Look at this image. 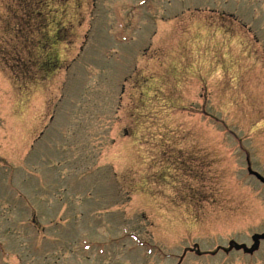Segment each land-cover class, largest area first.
Here are the masks:
<instances>
[{
  "label": "rangeland",
  "instance_id": "1",
  "mask_svg": "<svg viewBox=\"0 0 264 264\" xmlns=\"http://www.w3.org/2000/svg\"><path fill=\"white\" fill-rule=\"evenodd\" d=\"M264 0H0V264H264Z\"/></svg>",
  "mask_w": 264,
  "mask_h": 264
},
{
  "label": "water",
  "instance_id": "2",
  "mask_svg": "<svg viewBox=\"0 0 264 264\" xmlns=\"http://www.w3.org/2000/svg\"><path fill=\"white\" fill-rule=\"evenodd\" d=\"M255 175L261 182L264 183V178L261 175H259L257 173H255ZM253 240H254V246L251 249H249L246 245H239L236 243L234 244V247L236 250H244V252H246V253H253L254 251L259 249L260 241L264 240V234L255 235L253 237Z\"/></svg>",
  "mask_w": 264,
  "mask_h": 264
}]
</instances>
